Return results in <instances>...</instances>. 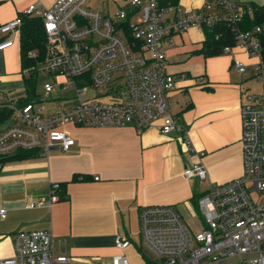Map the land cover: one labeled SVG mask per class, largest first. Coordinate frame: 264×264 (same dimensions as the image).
<instances>
[{
	"label": "built area",
	"instance_id": "built-area-1",
	"mask_svg": "<svg viewBox=\"0 0 264 264\" xmlns=\"http://www.w3.org/2000/svg\"><path fill=\"white\" fill-rule=\"evenodd\" d=\"M91 0H56L52 5L30 4L23 13L0 23V49L20 41L23 15L43 20L44 52L29 50L36 59L22 73L33 71L52 77L46 91H74L63 102L46 107L29 100L12 102L13 122L0 129V156L20 149L49 153L55 145L68 150L75 138L69 124L85 126L132 125L138 132L156 124L166 134L182 131L191 145L187 124L172 110L170 95L177 78L167 65V45L191 28L204 31L223 22L236 32L234 45L258 57L254 73L264 77L263 28L241 29L246 8L231 0H206L187 9L164 0H130L114 14L93 9ZM251 11V6H247ZM241 72L246 63L234 57ZM202 75L197 81L204 82ZM45 95V96H49ZM49 99V98H48ZM57 100V98L55 97ZM243 174L223 183L211 182L198 197L201 228L189 224L173 204H145L139 212L140 243L148 264H264V201L251 191L264 192V93H249L241 106ZM199 154H202L201 152ZM186 177H208L206 165L196 161L184 169ZM98 178V177H96ZM61 183H52L50 203L59 200ZM45 197L30 200L41 205ZM6 208H0L5 217ZM66 239L48 229H19L14 235L13 257L0 264H99L80 263L61 249ZM118 248L131 244L126 233L115 238ZM111 264H131L117 253Z\"/></svg>",
	"mask_w": 264,
	"mask_h": 264
},
{
	"label": "crops",
	"instance_id": "crops-1",
	"mask_svg": "<svg viewBox=\"0 0 264 264\" xmlns=\"http://www.w3.org/2000/svg\"><path fill=\"white\" fill-rule=\"evenodd\" d=\"M55 1L0 0V23L23 13L30 4L50 6ZM95 1L94 9L114 14L130 0ZM165 1L196 9L206 0ZM261 26L264 40V21ZM204 40V31L191 28L175 35L166 53L168 68L177 78L171 107L187 124L191 145L182 131L166 134L156 124L143 132L132 125L69 124L75 138L70 149L55 145L49 153L35 150L3 159L0 208H6L7 214L0 216V260L13 257L17 230L48 229L66 239L61 249L80 263L111 264L115 254L131 245L118 248L116 235L126 233L132 243L145 204H173L189 224L201 228L198 197L211 182L223 183L243 174L241 106L249 93H264V77L254 73L257 56L250 57L238 46L206 56L201 51ZM234 57L246 63L245 72L233 66ZM21 62L18 38L14 45L0 49V106L24 97L6 100L3 93L25 87ZM200 75L203 83L197 81ZM9 118L13 122L12 116L0 120V129L10 125ZM199 160L206 165L208 177H186L185 167ZM74 175L87 178L73 179ZM55 181L61 183L60 198L50 203ZM39 197L47 201L28 205Z\"/></svg>",
	"mask_w": 264,
	"mask_h": 264
},
{
	"label": "trees",
	"instance_id": "trees-1",
	"mask_svg": "<svg viewBox=\"0 0 264 264\" xmlns=\"http://www.w3.org/2000/svg\"><path fill=\"white\" fill-rule=\"evenodd\" d=\"M165 1V0H164ZM166 2V1H165ZM246 10L243 12L242 17L238 22V26L241 29H252L254 26L261 24L264 21V4L255 5L251 2H246L243 4ZM247 6H251V11L248 10ZM23 24L20 32V46H21V63L22 68L25 66H32L36 63V59L29 55V50L38 49L41 52H44L46 42H45V30L43 20L38 16H29L23 15ZM205 40L204 45L201 48V51L206 55H215L224 52V46L234 45L236 41V32L232 27L226 23L220 22L213 26L212 28H205ZM264 44V40H263ZM42 54V53H41ZM37 75L34 71L30 75H24L25 87L28 93V96L17 100L18 105L27 102L32 98L36 93V80ZM10 101L5 102L0 106V120H3L9 116H12L14 108L10 106ZM75 125V124H74ZM36 149H20L15 152L17 155H25ZM13 153V154H15ZM10 155V154H8ZM8 155L0 156V164L5 157ZM87 178L86 175H74L73 179ZM139 249L142 250L143 255L148 260L149 257L143 251V248L138 245Z\"/></svg>",
	"mask_w": 264,
	"mask_h": 264
},
{
	"label": "rangeland",
	"instance_id": "rangeland-1",
	"mask_svg": "<svg viewBox=\"0 0 264 264\" xmlns=\"http://www.w3.org/2000/svg\"><path fill=\"white\" fill-rule=\"evenodd\" d=\"M242 2H238L239 4H244L246 2L250 1H255L257 3H264V0H241ZM98 3V1L91 0L90 6L94 9V6ZM108 7L107 5L105 8ZM113 8V7H111ZM107 9V8H106ZM263 49V48H262ZM37 74V72H35ZM26 75L23 73V76ZM52 77L49 75L40 73L37 75V80H36V93L32 96L35 102L39 105L44 104L46 107L51 108L54 105H57L60 102H63L66 96L62 95H69V94H74V91H66V90H61L59 87L56 88L54 91H46L44 88V83L46 80H51ZM4 95L6 96V100H15L20 98L21 96H28L27 90L24 86L16 87L15 90L12 89V92L9 90H6V92H3ZM49 96H45L48 95ZM4 96V97H5ZM57 98V100L55 99ZM49 98V99H48ZM17 102V101H16ZM11 104V103H10ZM11 106V105H10ZM13 107V106H12ZM11 124L12 120L9 118L7 120V124ZM251 194L255 197L258 198V201L263 202L264 201V192H256V191H251ZM132 243L131 245L126 249V251H123L122 253L126 254L130 263L131 264H148L147 259L143 254L142 250L139 249L138 245H140V234L137 231L132 232Z\"/></svg>",
	"mask_w": 264,
	"mask_h": 264
},
{
	"label": "water",
	"instance_id": "water-1",
	"mask_svg": "<svg viewBox=\"0 0 264 264\" xmlns=\"http://www.w3.org/2000/svg\"><path fill=\"white\" fill-rule=\"evenodd\" d=\"M175 132L177 133V131H174L173 133H175Z\"/></svg>",
	"mask_w": 264,
	"mask_h": 264
}]
</instances>
